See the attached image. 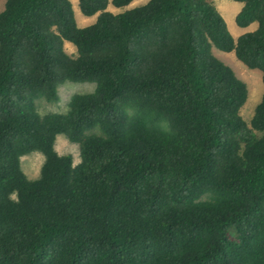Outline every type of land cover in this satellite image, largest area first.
<instances>
[{
	"label": "trees",
	"instance_id": "trees-1",
	"mask_svg": "<svg viewBox=\"0 0 264 264\" xmlns=\"http://www.w3.org/2000/svg\"><path fill=\"white\" fill-rule=\"evenodd\" d=\"M77 1L95 23L70 0L0 12V264H264V92L247 124V87L211 50L264 85V0H229L256 24L237 40L212 0ZM65 82L95 89L40 115Z\"/></svg>",
	"mask_w": 264,
	"mask_h": 264
},
{
	"label": "rangeland",
	"instance_id": "rangeland-1",
	"mask_svg": "<svg viewBox=\"0 0 264 264\" xmlns=\"http://www.w3.org/2000/svg\"><path fill=\"white\" fill-rule=\"evenodd\" d=\"M149 0H135L124 9H130L136 6L144 5ZM74 13V18L78 27H86L95 23L97 15L86 17L81 14L78 8L77 0H70ZM214 6L224 18L228 30L234 40H237L242 34L253 31L256 28V24H251L246 28H239L235 23V17L238 13L241 5L229 0H212ZM5 6V0H0V12L3 11ZM123 9V10H124ZM108 10L117 13L122 11L112 6H108ZM65 53L71 57L76 56L75 47L69 43L64 42ZM213 55L229 66L235 73L238 79H240L247 87L248 97L240 110V115L243 120L249 124L257 105L260 103L264 85L262 82L261 72L258 70H251L244 66L235 57L234 53H225L212 47ZM95 84L93 83H71L65 82L58 87L59 100L56 103H46L43 100L36 101L37 112L40 115L48 113H66L68 111V104L70 98L76 94H88L93 92ZM54 148L60 155H70L73 159V164L77 165L80 162L79 146L77 144L70 143L66 136L60 134L57 135L54 143ZM44 161V156L39 152H33L27 154L20 159V166L27 179L35 180L38 179L40 170Z\"/></svg>",
	"mask_w": 264,
	"mask_h": 264
}]
</instances>
